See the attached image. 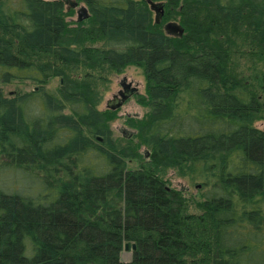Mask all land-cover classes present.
<instances>
[{
    "label": "trees",
    "instance_id": "1",
    "mask_svg": "<svg viewBox=\"0 0 264 264\" xmlns=\"http://www.w3.org/2000/svg\"><path fill=\"white\" fill-rule=\"evenodd\" d=\"M74 1L89 14L77 23L64 0H0V83L40 87L0 88V176L23 170L41 187L0 183V264H264V106L228 64L233 34L264 60V0H150L165 3L157 23L146 0ZM128 66L149 112L121 145L116 111L96 107L98 85ZM141 146L149 162L131 171ZM169 169L206 188L199 214L167 190Z\"/></svg>",
    "mask_w": 264,
    "mask_h": 264
},
{
    "label": "rangeland",
    "instance_id": "2",
    "mask_svg": "<svg viewBox=\"0 0 264 264\" xmlns=\"http://www.w3.org/2000/svg\"><path fill=\"white\" fill-rule=\"evenodd\" d=\"M74 2V0H65L64 12L66 14L70 11V5ZM82 7L85 6L83 4H78L71 15L65 16L66 21L77 23V18L81 14L80 9ZM152 15L154 20L156 15L154 12H152ZM168 22L179 24L175 20H168L163 24V27ZM232 37V41L235 45L231 48L232 53L230 54L228 61L231 72L236 78L249 85V90L256 94L258 100L262 102L264 106V91L261 89L262 86L260 85L261 78L264 77V60L260 59L252 52V48L249 46V42L244 39V36L233 34ZM100 45L101 44L98 43L97 47H100ZM123 78H126L127 82L132 84V87H136L138 93L133 95L120 109L116 110L115 117L107 124L108 129L112 133L113 139L119 141L121 145L125 144L124 140L125 138H128L127 136L136 133V130L128 125L127 120L132 119L136 123H139L149 112L148 108L141 103V101L143 102V100L146 99L145 76L142 69L134 66L126 67L118 74L109 73L106 76L105 82L98 85L101 100L96 107L97 110L99 112L107 111L106 102L111 100L112 96L120 90V83ZM58 82V79L51 80L43 88V91L48 93L56 90L59 85ZM0 88L4 97L13 98L29 94L33 90L38 92L40 87L31 81L14 80L7 84L0 83ZM253 126L264 131V109L260 116L255 120ZM124 134L126 136H123ZM138 155L140 158L128 162V168L131 171H137L142 166L147 165L149 162L150 150L145 146H141L138 150ZM5 168L6 167L3 169ZM37 179L36 176L29 172L10 169L5 170V174L0 176V183L3 188L8 191L34 196L41 193V187ZM163 180L165 181L167 188L180 191L184 194V197L188 202V211L190 213H200V209L196 207V203L204 200L203 198L207 191L204 186H201V183L190 182L187 179L181 178L174 170L170 169L165 172V175H163ZM125 244L128 245V250L123 252L121 257L124 262H127L131 257V251L129 250L131 246H129L128 243Z\"/></svg>",
    "mask_w": 264,
    "mask_h": 264
},
{
    "label": "water",
    "instance_id": "3",
    "mask_svg": "<svg viewBox=\"0 0 264 264\" xmlns=\"http://www.w3.org/2000/svg\"><path fill=\"white\" fill-rule=\"evenodd\" d=\"M65 2V0H64ZM146 2L148 3V6L150 8V10L152 12L155 13V22H159V20L162 18L163 16V8H164V4L163 2H152L150 0H146ZM73 8H76L78 6L77 3H72L70 5ZM81 14L78 16L77 18V22H80L82 19H85L89 16L88 11L85 7H82L80 9ZM163 31L165 32L166 35L169 36H174V37H182L184 34V29L180 24H177L175 22H168L164 25L163 27ZM127 80L126 78H123V80L120 83V90L112 96L111 100H108L106 102V109L109 111H116L118 109H120L122 107V105L125 103V101L130 98L131 96L135 95L138 93V90L136 87H132L131 83H126ZM123 136H126L125 134ZM127 136L128 138L131 137ZM97 141H102V139L100 137H96ZM167 190H169V188H167ZM124 250L127 251L128 250V245L125 244L124 245ZM131 250L132 252L135 251V244L131 245Z\"/></svg>",
    "mask_w": 264,
    "mask_h": 264
},
{
    "label": "flooded vegetation",
    "instance_id": "4",
    "mask_svg": "<svg viewBox=\"0 0 264 264\" xmlns=\"http://www.w3.org/2000/svg\"><path fill=\"white\" fill-rule=\"evenodd\" d=\"M126 83H128V82H126ZM131 97H132V96H131ZM131 97H130V98H131ZM130 98H128V99L125 101V103H126ZM125 103H124V104H125ZM124 104H123V105H124ZM123 105H122V106H123Z\"/></svg>",
    "mask_w": 264,
    "mask_h": 264
}]
</instances>
